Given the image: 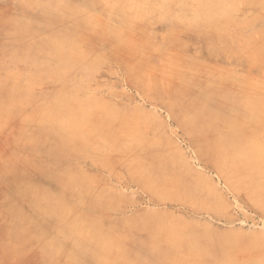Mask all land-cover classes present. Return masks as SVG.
Returning a JSON list of instances; mask_svg holds the SVG:
<instances>
[{
  "label": "rangeland",
  "instance_id": "obj_1",
  "mask_svg": "<svg viewBox=\"0 0 264 264\" xmlns=\"http://www.w3.org/2000/svg\"><path fill=\"white\" fill-rule=\"evenodd\" d=\"M66 110L86 144L54 153ZM262 127L264 0H0V264H264Z\"/></svg>",
  "mask_w": 264,
  "mask_h": 264
},
{
  "label": "bare ground",
  "instance_id": "obj_2",
  "mask_svg": "<svg viewBox=\"0 0 264 264\" xmlns=\"http://www.w3.org/2000/svg\"><path fill=\"white\" fill-rule=\"evenodd\" d=\"M19 28V30H15V32L16 33H10L9 35L11 36L10 38H9V40H26L27 39V37H26V30H25V28L24 27H18ZM63 39V38H62ZM44 45L45 44H42L41 46H39L38 48H40V50L41 51H44V49L46 50V49H49V50H51V55H53V54H56V55H58V56H60V57H62V56H64L63 54H64V50H62L63 48H64V46L63 45H59V46H56V45H54V43L53 44H51V45H49L48 47H44ZM65 45V44H64ZM69 48V47H68ZM68 48H66V49H68ZM30 49V48H29ZM29 49H26V48H24V49H22V50H29ZM70 50V49H69ZM47 51V50H46ZM38 52V50L37 51H35L34 53H37ZM55 52V53H54ZM49 56V57H51L52 58V56ZM66 55V54H65ZM71 55V54H70ZM79 57V56H78ZM77 57V58H78ZM55 58V57H54ZM63 58V57H62ZM75 83V82H74ZM75 87V86H74ZM83 87V84L81 85V86H78V88H77V86H76V91H75V93L74 94H72V96H70V95H68V97H66V98H72V97H74L73 99H75V97L76 96H79V93L81 92L80 90H81V88ZM85 87V86H84ZM208 89V88H207ZM207 89H205V90H207ZM209 90V89H208ZM210 91V90H209ZM70 94V93H69ZM60 95V94H59ZM204 95V94H203ZM66 96V95H65ZM207 96V95H206ZM209 96H210V94H209ZM212 97V96H211ZM214 97V96H213ZM220 97H222V96H220ZM204 98V97H203ZM54 99V98H53ZM56 99V98H55ZM55 99H54V101L53 102H55ZM61 99V98H60ZM63 99V98H62ZM189 99V98H188ZM207 99V98H206ZM57 100V99H56ZM75 101V100H74ZM169 101V100H168ZM190 101V100H189ZM206 101V100H205ZM208 101V100H207ZM243 101H244V99H243ZM248 101V100H247ZM61 102V101H60ZM63 102H64V100H63ZM63 102H61V103H63ZM176 99L175 100H172V101H170L169 103H168V106H169V108L170 109H172V110H174V108L176 109ZM221 102V101H220ZM224 102H225V100H224ZM249 102V101H248ZM50 103V102H49ZM55 103H57V101L55 102ZM64 103H66V101L64 102ZM193 103V102H192ZM208 103V102H207ZM67 104V103H66ZM69 104H70V102H69ZM209 104V103H208ZM247 104V103H246ZM249 104V103H248ZM51 105V104H50ZM53 105V104H52ZM71 105V104H70ZM49 105L47 104V107H48ZM54 106V105H53ZM59 106V105H58ZM63 106V105H62ZM197 106V105H196ZM206 106L207 105H203V107L205 108V109H207L206 108ZM55 107V106H54ZM54 107H52V108H54ZM202 107V106H201ZM202 107V108H203ZM209 107H211L210 108V110L213 112V111H215V112H218V109H220L221 110V108L219 107L218 109H217V107H218V105L216 106V105H210L209 104ZM59 109H60V107H58ZM179 107H177V109H178ZM181 108V107H180ZM189 108H191V107H189ZM203 108V109H204ZM245 109H247L246 107H244ZM249 108V107H248ZM63 109V108H62ZM204 109V110H205ZM232 109H235V108H232ZM46 108H45V112H46ZM179 110V109H178ZM186 110H188V109H186ZM202 110V109H201ZM203 110V111H204ZM62 111V110H61ZM72 111V110H71ZM189 111H191V110H189ZM194 111V110H193ZM259 111V110H258ZM43 112V111H42ZM55 112V111H54ZM56 112H58V111H56ZM55 112V113H56ZM181 112V111H180ZM179 112V113H180ZM262 112V111H261ZM44 113V112H43ZM51 113V112H50ZM78 113V112H77ZM91 113V112H90ZM90 113H88V114H90ZM178 113V112H177ZM195 113V112H194ZM251 113V112H250ZM56 114H58V113H56ZM92 114V113H91ZM171 114H173V112L171 113ZM49 115V114H48ZM47 115V116H48ZM75 115H78V114H76L75 113ZM84 115H85V113H84ZM92 115H94V113L92 114ZM174 115H177V114H174ZM190 115V114H189ZM71 116V112H70V110H66L65 111V118H62L61 117V124H55L56 126H60L61 128H59V127H56L55 129H54V132L57 134L56 136H58V138L57 139H55V141L56 142H54V140L52 141V142H54L55 144H53V146H52V150H53V152L54 153H58V152H69V151H71L72 149H74L75 147H76V144H79L80 145V142L82 143V144H84L81 140L82 139H85V134L87 133V131H86V133H83V134H81L80 135V138H79V134H80V132H82V130H79V129H77V130H75V134L74 135H76V136H73L72 135V132L70 131V130H73L74 131V128H75V125L77 124V123H79L78 121L75 123L74 121H76V120H73V118L72 117H70ZM79 116V115H78ZM181 116H182V114H181ZM180 116V117H181ZM257 116V115H256ZM255 116V117H256ZM110 117H112V116H110ZM174 117V116H173ZM176 117V116H175ZM178 117V116H177ZM58 118V117H57ZM82 118H83V116H82ZM89 118V117H88ZM198 118V117H197ZM258 118H260V114H259V117ZM75 119H78V118H75ZM84 119V118H83ZM82 119V120H83ZM85 119L86 120H84V121H86V122H88L87 121V118L85 117ZM181 119H182V117H181ZM180 119V120H181ZM186 118H184V120H185ZM191 119V118H190ZM257 119V118H256ZM52 120V119H51ZM60 120V119H59ZM80 121V120H79ZM94 121V120H93ZM186 121V120H185ZM262 121V120H261ZM54 122V121H53ZM59 122V121H58ZM57 122V123H58ZM81 122V121H80ZM83 122V121H82ZM81 122V123H82ZM178 122V121H177ZM195 122V121H194ZM89 124H90V122H88ZM106 123H108V122H106ZM106 123H104L105 125H106ZM111 123V122H110ZM110 123H109V125H110ZM113 123V122H112ZM185 123V122H184ZM191 123H193V122H191ZM73 124H75V125H73ZM80 124V123H79ZM79 124H77V125H79ZM83 124V123H82ZM81 124V125H82ZM261 124V123H260ZM73 125V126H72ZM84 125V124H83ZM94 125V124H93ZM121 125V124H120ZM186 125H187V123H186ZM262 125V124H261ZM98 126V125H97ZM96 126V127H97ZM101 126V125H100ZM106 126H108V125H106ZM113 126H114V124H113ZM189 126V125H188ZM187 126V127H188ZM230 126H232V125H230ZM77 127H79V126H77ZM184 127H186L185 125H184ZM183 127V128H184ZM190 127V126H189ZM258 127V126H257ZM260 127V126H259ZM69 128V129H68ZM86 128V127H85ZM99 128H101V127H99ZM182 128V127H181ZM83 129V128H82ZM95 129V128H94ZM136 129V128H135ZM186 129V128H185ZM264 128L262 127V130H263ZM85 130V129H84ZM87 130V129H86ZM95 130H97V131H99V129H95ZM103 130V129H102ZM182 130H184V129H182ZM189 131V128H187L186 129V131L185 132H188ZM252 130V129H251ZM94 130H92V132H93ZM101 131V130H100ZM193 131V130H192ZM261 131V130H260ZM53 132V133H54ZM47 133V132H46ZM52 133V132H51ZM102 133H104V132H102ZM253 133V132H252ZM49 134V133H48ZM98 134V133H97ZM127 134V133H126ZM134 134V133H133ZM132 134V135H133ZM47 134H45V136H46ZM50 135V134H49ZM49 135H47V137H49ZM87 135H88V133H87ZM115 135V134H114ZM254 135V134H253ZM40 136H41V134H40ZM51 136V135H50ZM93 136V135H92ZM100 136V135H99ZM112 136V135H111ZM116 136V135H115ZM124 136H126L125 134H124ZM84 137V138H83ZM94 137V136H93ZM102 137H104V136H102ZM108 138H109V136H107ZM114 137V136H113ZM117 137H119V136H117ZM121 137V136H120ZM128 137V136H127ZM127 137H126V139H127ZM134 138H135V136H133ZM261 137H262V135H261ZM43 138H44V134H43ZM101 138V137H100ZM129 138V137H128ZM223 138V137H222ZM255 138V137H254ZM38 140H40V137L38 136V138H37ZM42 139V138H41ZM45 139V138H44ZM44 139H43V142H45L44 141ZM87 139V138H86ZM117 139V138H116ZM133 140V138H130V140ZM257 139V138H256ZM88 140H90V141H88V142H90V144L92 143L91 142V138H89ZM93 140V139H92ZM97 140V139H96ZM253 140V139H252ZM76 141L78 142V143H76ZM84 141V140H83ZM117 140H115L114 142H116ZM129 141V140H128ZM258 141V140H257ZM87 142V144H89ZM113 142V143H114ZM259 142V141H258ZM95 143V142H94ZM252 143V142H251ZM251 143H249V144H251ZM86 144V143H85ZM84 144V145H85ZM93 144V143H92ZM255 144H256V141H255ZM96 145V144H95ZM257 146H259V145H257ZM84 147V146H83ZM86 147V146H85ZM77 148H79V147H77ZM87 148H89V147H87ZM80 149V148H79ZM92 149H93V147H92ZM75 150H73V152H74ZM262 152V151H261ZM217 158V157H216ZM223 158V157H222ZM261 158V157H260ZM263 158V157H262ZM238 159H239V157H238ZM221 160V159H220ZM56 183H57V186L58 187H60V188H62V187H64L65 186V183H64V181L63 180H60V179H57V181H55ZM18 189H19V192H21V193H26L27 195L26 196H28V194H29V196H32V199L31 200H33V204H34V206H36V207H34V208H37L38 209V211L41 213V217L44 219V221L45 222H47L48 224L47 225H51V226H54V227H62V231L60 230V229H55V230H57V233H63V234H67V233H69V232H72V233H74V235H75V238L73 239L74 241H83V242H87V239L88 238H90V234H87V233H85V232H83V231H81L82 230V228H80V226H76V228H74V229H71L70 228V225H65V213H64V211L66 210L65 209V206L63 205V202L60 200V198H58L56 201H55V199L54 198H52L51 197V195H49V193H47V192H45V191H43L42 193H38V192H36L35 191V189L32 187V186H30V185H26V184H23V185H19L18 186ZM59 192V196H61V195H63V193H61V191H58ZM47 193V194H46ZM61 194V195H60ZM52 195H54L53 193H52ZM56 195H58V193H56ZM58 196V197H59ZM30 200V199H29ZM32 205V204H31ZM39 215H38V217H40ZM42 218H40V220L42 219ZM42 231V230H41ZM29 233H30V231H29ZM29 233H28V235H29ZM37 235L39 234L38 232H35ZM45 233V232H44ZM44 233L42 234V236L44 235ZM64 238H69V237H67V236H63ZM40 238V237H39ZM92 239V238H91ZM90 239V240H91ZM41 240V239H40ZM216 242H221V243H223L224 242V239H221V237H216V238H214V239H210V240H207V242H205L204 241V247H212V244H214V243H216ZM55 244H58V243H55ZM54 244V245H55ZM112 246H114V251H115V253H118V254H121L122 252H121V247L116 243V242H114L113 241V244H112ZM83 248H86L87 249V251H93L92 250V248L90 249V247L88 246V245H83ZM86 251V250H85ZM86 251V252H87Z\"/></svg>",
  "mask_w": 264,
  "mask_h": 264
}]
</instances>
